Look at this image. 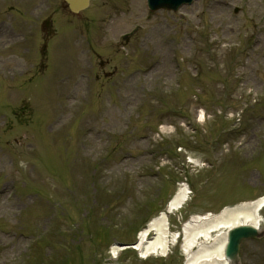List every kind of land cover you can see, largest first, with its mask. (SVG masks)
Returning a JSON list of instances; mask_svg holds the SVG:
<instances>
[{"label":"rangeland","instance_id":"rangeland-1","mask_svg":"<svg viewBox=\"0 0 264 264\" xmlns=\"http://www.w3.org/2000/svg\"><path fill=\"white\" fill-rule=\"evenodd\" d=\"M48 3L0 0V264H183L184 220L264 198V0ZM185 184L168 252L115 249Z\"/></svg>","mask_w":264,"mask_h":264},{"label":"bare ground","instance_id":"bare-ground-1","mask_svg":"<svg viewBox=\"0 0 264 264\" xmlns=\"http://www.w3.org/2000/svg\"><path fill=\"white\" fill-rule=\"evenodd\" d=\"M188 198V189L181 186L169 200L166 210L151 219L140 232L134 245L135 250L142 256L168 252L170 249L168 217L182 208ZM263 207L264 200L259 199L224 208L215 215L191 216L181 227L184 238L183 251L186 254L183 264H231L223 253L227 230L240 224L257 226L259 229L260 212ZM149 233L151 237L148 236ZM115 249L122 250L121 247Z\"/></svg>","mask_w":264,"mask_h":264},{"label":"water","instance_id":"water-1","mask_svg":"<svg viewBox=\"0 0 264 264\" xmlns=\"http://www.w3.org/2000/svg\"><path fill=\"white\" fill-rule=\"evenodd\" d=\"M71 11L78 12L85 8L89 0H65ZM190 0H152V8H166L176 10L182 3ZM257 236V233L251 226H240L232 229L228 234V243L225 249V257L232 262L238 263V249L242 239Z\"/></svg>","mask_w":264,"mask_h":264}]
</instances>
